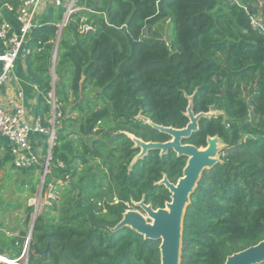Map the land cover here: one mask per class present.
I'll use <instances>...</instances> for the list:
<instances>
[{
  "label": "trees",
  "instance_id": "1",
  "mask_svg": "<svg viewBox=\"0 0 264 264\" xmlns=\"http://www.w3.org/2000/svg\"><path fill=\"white\" fill-rule=\"evenodd\" d=\"M5 4L15 9L19 0H0V7ZM76 6L61 32L54 78L63 9L48 7L26 41L25 71L37 89L34 116L47 125L53 93L61 118L43 181V189L50 187L48 203L34 220L35 208L26 205L17 234L0 228V256L18 259L28 237V264H160L159 241L111 229L142 200L153 209L170 202L159 183L163 177L176 183L187 159L150 151L134 161L140 149L130 136L168 141L140 117L182 129L189 100L194 114L213 115L201 118L183 143L204 148L216 136L223 148L220 162L203 171L190 195L180 264H224L262 241L264 33L252 29L247 11L264 20V4L78 0ZM82 18L90 27L85 33L79 32ZM162 22L168 23L166 38L145 35ZM10 161L9 152L0 155V171ZM35 172L40 169L21 170L30 174L32 195Z\"/></svg>",
  "mask_w": 264,
  "mask_h": 264
},
{
  "label": "water",
  "instance_id": "2",
  "mask_svg": "<svg viewBox=\"0 0 264 264\" xmlns=\"http://www.w3.org/2000/svg\"><path fill=\"white\" fill-rule=\"evenodd\" d=\"M222 113L218 112V115ZM212 115L211 112L194 114L191 100H189L186 110L189 122L182 129L156 125L145 117H140L153 129L168 136V141L144 142L139 138L130 136L135 147L140 149L134 161L142 159L150 151H159L160 155L172 151L177 157L187 159L182 177L176 183L169 182L166 177H163L159 183L170 193V202H167L164 208L153 209L151 205H146L142 200L134 205L136 210H127L122 215L121 221L111 229L112 232H115L122 228H129L145 240L159 241L160 264H180L183 217L185 209L190 203V195L195 190L203 171L211 169L220 162L218 155L223 146L218 137L207 138V145L204 148H196L191 144L183 143V140L188 139L192 133L198 130V123L201 118H210ZM32 225L29 235L32 231ZM263 262L264 239L256 245L228 256L224 264H260Z\"/></svg>",
  "mask_w": 264,
  "mask_h": 264
},
{
  "label": "built area",
  "instance_id": "3",
  "mask_svg": "<svg viewBox=\"0 0 264 264\" xmlns=\"http://www.w3.org/2000/svg\"><path fill=\"white\" fill-rule=\"evenodd\" d=\"M78 0H19L14 9L5 4L4 9L11 14L17 23V28L7 21L0 23V43L4 50L0 54V88L7 83L17 61L24 57L26 41L33 29L38 26L39 18L48 7L63 9L60 22L56 25V39L52 53L51 73L54 78V68L57 62V46L61 32L68 25L71 16L80 8L76 6ZM237 3L238 0H232ZM247 11V9L245 8ZM249 22L255 31L264 33V20L260 13L250 14L247 11ZM81 19L80 33L87 32L90 27ZM20 97V94L18 98ZM52 111L50 118L43 125L41 119L34 118L28 122L23 117V109L19 106L14 112L0 108V137L6 141L7 150L11 157V164L16 170L39 168L43 184L45 176L49 173L51 152L55 142L56 129L60 125L61 114L55 111L53 93L49 94ZM61 166V164H59ZM50 197V195H49ZM37 211H35L36 214ZM21 256L12 260L14 264H28L25 255L26 245ZM1 264H8L2 262ZM10 264V263H9Z\"/></svg>",
  "mask_w": 264,
  "mask_h": 264
},
{
  "label": "rangeland",
  "instance_id": "4",
  "mask_svg": "<svg viewBox=\"0 0 264 264\" xmlns=\"http://www.w3.org/2000/svg\"><path fill=\"white\" fill-rule=\"evenodd\" d=\"M258 1L259 7H261L264 2L263 0ZM167 30L168 23L162 22L148 29L145 35L153 38H166ZM25 174H22L21 170L12 169L10 164L0 171V228L5 231H13L16 230L15 228L21 227L26 205L33 206L37 211L36 214H38L49 198V188L43 189L41 173L37 172L32 176L31 181H34L35 185L33 195L28 191L30 174ZM129 210L136 209L131 208ZM143 216L148 220L146 215L143 214ZM34 217L35 214L33 213L32 218Z\"/></svg>",
  "mask_w": 264,
  "mask_h": 264
},
{
  "label": "crops",
  "instance_id": "5",
  "mask_svg": "<svg viewBox=\"0 0 264 264\" xmlns=\"http://www.w3.org/2000/svg\"><path fill=\"white\" fill-rule=\"evenodd\" d=\"M3 7H0V18L1 20L7 21L10 23L13 28H17V23L15 18L6 12ZM4 48L0 43V54ZM20 94V97L18 98ZM37 102V89L34 85L31 84L24 66V57L17 61L14 66L12 76L7 81L5 85L0 88V108H3L9 112H14L19 106L23 109V117L28 121L32 122L35 118L33 110ZM0 155L3 156L5 153H8L6 141L0 137ZM3 154V155H2ZM10 164L13 168L11 161L5 164L6 167ZM3 167V169H4ZM14 169V168H13ZM16 170V169H14ZM37 173V172H35ZM50 188V187H49ZM48 202H46L47 204ZM16 230L7 231V234L14 233L17 234L18 228Z\"/></svg>",
  "mask_w": 264,
  "mask_h": 264
},
{
  "label": "bare ground",
  "instance_id": "6",
  "mask_svg": "<svg viewBox=\"0 0 264 264\" xmlns=\"http://www.w3.org/2000/svg\"><path fill=\"white\" fill-rule=\"evenodd\" d=\"M0 260L2 261V262H5V263H10V264H14L13 262H11L9 259H7L6 257H4V256H0ZM8 263V264H9Z\"/></svg>",
  "mask_w": 264,
  "mask_h": 264
}]
</instances>
